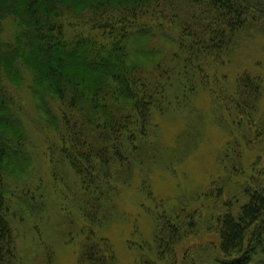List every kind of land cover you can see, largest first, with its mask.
Instances as JSON below:
<instances>
[{"label": "trees", "instance_id": "1", "mask_svg": "<svg viewBox=\"0 0 264 264\" xmlns=\"http://www.w3.org/2000/svg\"><path fill=\"white\" fill-rule=\"evenodd\" d=\"M8 20L18 26L16 44L2 40ZM253 33L264 39V0H0V264L16 263L7 167L20 179L31 176L35 162L23 112L7 84L27 86L36 101L51 130L44 146L56 176L68 169L78 179L84 263L117 264L114 247L97 230L114 217L119 185L130 184L137 170L152 198L149 172L159 150L154 112L169 104L167 90L179 76L187 81V100L195 78L205 80L223 67L241 37ZM139 50L155 60L153 67L135 59ZM261 95V80L244 73L222 101L230 142L219 157L222 173L203 196L232 186L246 202L236 215L227 211L219 219L220 264H264L263 156L249 158L252 139L264 135L256 120ZM187 210H147L156 260L164 261L195 229L185 228ZM138 259L154 264L144 253Z\"/></svg>", "mask_w": 264, "mask_h": 264}, {"label": "rangeland", "instance_id": "2", "mask_svg": "<svg viewBox=\"0 0 264 264\" xmlns=\"http://www.w3.org/2000/svg\"><path fill=\"white\" fill-rule=\"evenodd\" d=\"M17 27L13 20L6 21L2 40L16 44L19 36ZM164 48L174 51L170 46ZM134 56L145 69L153 67L155 60H146L148 57L140 50ZM169 59L167 56L168 63ZM244 73L261 80L260 112L256 120L260 121L257 124L260 132H264L261 123L264 121V39L258 33L251 37L243 35L230 59H226L224 66L215 73L214 70L209 72L203 83L195 78L196 91L188 93L187 100L182 98L187 84L182 76L167 90L169 104L161 109L158 107L154 112L155 123L159 126V150L157 164L149 172L152 198L142 187L143 173L137 170L130 184L119 185V196H114L118 198L113 208L114 217L97 230L98 238L114 247L117 264H140L138 257L142 253L153 258L154 264H220L217 262L222 259L219 256V219L227 211L236 215L246 198L240 188L232 186H228L221 195L216 193V197L203 195L211 193L212 181L222 173L218 167L219 157L230 142L227 130L222 127V118L227 115L222 107L223 98L232 92ZM7 88L23 112L35 157L31 176L18 179L16 170L7 167L6 197L15 240V264H85L80 237L84 221L77 204L80 193L78 179L68 169L62 178L54 173L44 146L51 130L27 86L19 88L7 84ZM252 140L255 143L249 147L250 162L259 155L263 156L259 167L263 170L264 135ZM24 179L29 180L22 182ZM22 189L28 193H23ZM234 194L237 196L235 199ZM181 205L188 209L185 215L182 214L185 228L190 230L189 226L193 224L195 229L174 247L164 261L156 260L157 249L152 243L153 218L147 210L161 213L164 209H179ZM175 224L178 225V221ZM143 241L152 247H144ZM133 244L135 248L131 247Z\"/></svg>", "mask_w": 264, "mask_h": 264}]
</instances>
